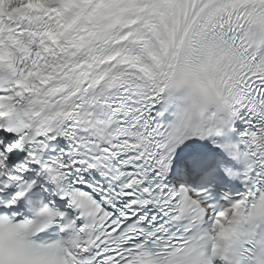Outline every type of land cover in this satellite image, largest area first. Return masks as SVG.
Segmentation results:
<instances>
[{"label":"snow or ice","instance_id":"obj_1","mask_svg":"<svg viewBox=\"0 0 264 264\" xmlns=\"http://www.w3.org/2000/svg\"><path fill=\"white\" fill-rule=\"evenodd\" d=\"M0 264H264V0H0Z\"/></svg>","mask_w":264,"mask_h":264}]
</instances>
